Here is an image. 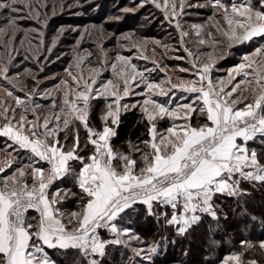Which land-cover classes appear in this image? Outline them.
I'll list each match as a JSON object with an SVG mask.
<instances>
[{"label":"snow or ice","instance_id":"6c2138e0","mask_svg":"<svg viewBox=\"0 0 264 264\" xmlns=\"http://www.w3.org/2000/svg\"><path fill=\"white\" fill-rule=\"evenodd\" d=\"M93 3L0 0V264H259L264 0L121 9L159 37L52 28Z\"/></svg>","mask_w":264,"mask_h":264},{"label":"rangeland","instance_id":"374dc122","mask_svg":"<svg viewBox=\"0 0 264 264\" xmlns=\"http://www.w3.org/2000/svg\"><path fill=\"white\" fill-rule=\"evenodd\" d=\"M130 0H94L92 6L87 9V14L83 16L72 15L71 12H65L62 15H57L52 21V28L56 29L60 26H75L80 27L89 24L103 25L106 30L110 33H116L120 35L122 33L136 32L139 35H144L148 37H159L161 33L159 32V25L154 22H149L145 19L148 15L147 9H143L137 13H127L121 12L124 7H130ZM114 17H119V19H112ZM94 20V21H93ZM76 33H69L62 45V50L67 52L68 46L74 42ZM84 47H88L95 50V45L91 42H86ZM108 49L115 47V40H108L105 45ZM127 54V53H125ZM230 63L223 64L222 70L227 69L232 66L234 58L229 57ZM225 59V60H227ZM139 65L143 66L144 61H136ZM223 60L221 61V63ZM232 62V63H231ZM170 65L175 62H168ZM62 65L57 64L50 66V73H61ZM104 73V76L110 77V73ZM225 75V72L224 74ZM164 74L160 73L158 79H163ZM51 86V85H49Z\"/></svg>","mask_w":264,"mask_h":264},{"label":"trees","instance_id":"16d2710c","mask_svg":"<svg viewBox=\"0 0 264 264\" xmlns=\"http://www.w3.org/2000/svg\"><path fill=\"white\" fill-rule=\"evenodd\" d=\"M229 61H230L229 59L223 60L221 65L229 64L230 63ZM106 75L108 74L106 73ZM98 117H99V112H97L96 122H98ZM137 120H138V114L133 112H130L123 116V124L120 129V142H122L124 139H127L129 137L135 140L136 137L140 135L143 129L139 125H137L136 123ZM250 257H254L255 259H257L259 261V264H264V256H261L258 252L251 253Z\"/></svg>","mask_w":264,"mask_h":264},{"label":"crops","instance_id":"0c3cea01","mask_svg":"<svg viewBox=\"0 0 264 264\" xmlns=\"http://www.w3.org/2000/svg\"><path fill=\"white\" fill-rule=\"evenodd\" d=\"M224 74V72H223V70H222V65H221V70H220V72L218 73V75H223Z\"/></svg>","mask_w":264,"mask_h":264}]
</instances>
